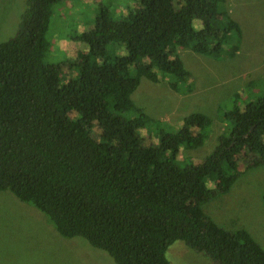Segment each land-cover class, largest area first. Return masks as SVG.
Returning a JSON list of instances; mask_svg holds the SVG:
<instances>
[{
    "label": "trees",
    "instance_id": "obj_1",
    "mask_svg": "<svg viewBox=\"0 0 264 264\" xmlns=\"http://www.w3.org/2000/svg\"><path fill=\"white\" fill-rule=\"evenodd\" d=\"M55 1L25 0L14 34L0 42V192L114 264H170L175 241L212 264H264L245 230H224L201 208L229 191L240 154L264 163L262 81H248L242 107L234 101L224 113L226 133L196 163L183 151L208 138L207 116L189 113L172 132L130 99L141 78L191 90L178 48L236 55L240 28L225 0H133L117 19L100 7L92 27L71 37L84 53L58 65L44 62Z\"/></svg>",
    "mask_w": 264,
    "mask_h": 264
},
{
    "label": "rangeland",
    "instance_id": "obj_2",
    "mask_svg": "<svg viewBox=\"0 0 264 264\" xmlns=\"http://www.w3.org/2000/svg\"><path fill=\"white\" fill-rule=\"evenodd\" d=\"M224 5L240 28L239 47L233 58L216 59L178 48L183 68L190 74L191 90L188 93L171 91L166 80L151 83L141 78L130 95L135 106L155 123H160V127L172 132L179 129L182 117L189 113H202L209 118L211 129L208 138L202 145L183 151L186 163L202 159L215 147L218 135L226 133L229 122L225 120L224 113L232 108L234 101L242 107L243 98L247 97L248 81L254 80L259 84L262 81L264 86V0H225ZM24 7L25 0H0V42L14 34ZM100 7L107 8L117 19L123 15L125 7L133 9L134 2L55 1L45 34L48 47L44 62L56 65L71 63L78 52L84 53L85 46L71 37L92 27ZM70 71L74 75L75 71ZM62 74L67 79L68 72L63 71ZM153 133L149 131L150 142L155 143ZM256 160L257 156L253 154L236 157V177L229 191L210 199L201 208L224 230H245L264 251V207L261 201L264 163L252 164ZM211 186V183L206 184V187ZM165 258L170 264H212L180 241L167 247ZM0 264L114 262L105 252L94 249L81 238H61L40 212L19 202L8 191H1Z\"/></svg>",
    "mask_w": 264,
    "mask_h": 264
}]
</instances>
